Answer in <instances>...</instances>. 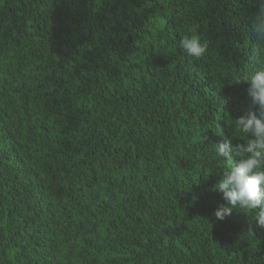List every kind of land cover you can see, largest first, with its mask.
Segmentation results:
<instances>
[{
    "label": "trees",
    "instance_id": "obj_1",
    "mask_svg": "<svg viewBox=\"0 0 264 264\" xmlns=\"http://www.w3.org/2000/svg\"><path fill=\"white\" fill-rule=\"evenodd\" d=\"M259 7L0 0V264H264L254 213L218 220L212 190L264 65Z\"/></svg>",
    "mask_w": 264,
    "mask_h": 264
},
{
    "label": "clouds",
    "instance_id": "obj_2",
    "mask_svg": "<svg viewBox=\"0 0 264 264\" xmlns=\"http://www.w3.org/2000/svg\"><path fill=\"white\" fill-rule=\"evenodd\" d=\"M259 4L251 27L257 39L264 41V0H259ZM179 47L189 57L200 59L208 44L193 33L182 36ZM246 82L253 107L234 121L235 132L244 137L243 143L233 144L231 140L213 143L215 155L228 162L222 179L212 189L221 193L225 201L214 216L224 220L239 208L245 213H254L251 220L257 228H264V65L250 73ZM234 156L239 157L238 164Z\"/></svg>",
    "mask_w": 264,
    "mask_h": 264
}]
</instances>
